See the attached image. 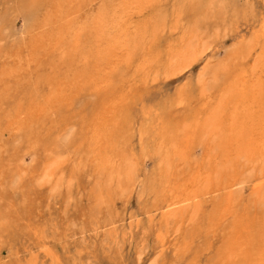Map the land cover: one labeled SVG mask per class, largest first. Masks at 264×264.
Here are the masks:
<instances>
[{
  "label": "bare ground",
  "instance_id": "6f19581e",
  "mask_svg": "<svg viewBox=\"0 0 264 264\" xmlns=\"http://www.w3.org/2000/svg\"><path fill=\"white\" fill-rule=\"evenodd\" d=\"M206 4L179 0L169 9L164 0H48L43 33L31 35L19 53L27 51L36 64L24 70L27 78L45 59L55 66L51 90L13 112L0 108V134L30 128L40 140L46 132H35L42 129L35 124L89 88L101 101L77 148H91L86 161L94 166L98 197L139 187L136 214L117 221L150 218L160 227V246L177 235L175 251L186 264L202 261V251L186 260L197 242L206 241L207 252L217 239V263L264 264V19L224 70L217 63L199 71L194 91L152 97L157 82L189 69L208 48L196 12ZM181 9L194 15L183 25ZM61 156L44 155L30 177L57 184ZM17 170L0 156V202L5 179Z\"/></svg>",
  "mask_w": 264,
  "mask_h": 264
},
{
  "label": "rangeland",
  "instance_id": "374dc122",
  "mask_svg": "<svg viewBox=\"0 0 264 264\" xmlns=\"http://www.w3.org/2000/svg\"><path fill=\"white\" fill-rule=\"evenodd\" d=\"M47 1L0 0V108L4 112H13L16 106H25L51 90L55 66L50 67L51 62L45 59L33 68L34 77L27 78L24 70L36 64L29 61L27 51L19 53L31 35L43 33L39 22H48L41 20ZM164 1L169 9L179 2ZM180 11L181 25L191 21L194 15L189 9ZM196 12L200 13L198 33L208 48L189 69L157 82L160 89L154 88V100H168L184 88L194 91L202 69L218 63L224 70L242 40L243 46H248L261 28L264 0H207L206 7ZM19 72L23 73L19 76ZM71 98L47 115L44 126L42 122L35 124L42 128L35 132H46L40 140L30 136V128L0 134V156L11 159L13 166L19 165L2 187L0 264H55L54 257L46 253L48 248L60 264H186L175 251L177 235L160 246L156 240L160 227L150 218L133 216L117 221L120 216L136 214L138 186L124 191L114 187L104 200L98 197L97 175L92 163L86 161L91 148L77 146L101 97L86 88ZM54 125L57 128L47 131ZM49 154L55 158L62 155L59 162L64 175L55 185L30 177V171ZM149 166L147 162L146 168ZM240 191L247 197V185ZM216 241L207 252L206 241L197 242L186 260L202 251L199 264H220L216 257L220 240Z\"/></svg>",
  "mask_w": 264,
  "mask_h": 264
}]
</instances>
